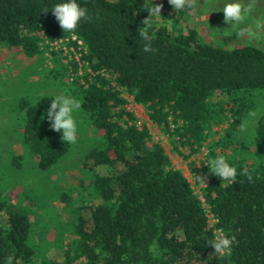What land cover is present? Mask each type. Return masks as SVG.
Listing matches in <instances>:
<instances>
[{
    "label": "trees",
    "instance_id": "1",
    "mask_svg": "<svg viewBox=\"0 0 264 264\" xmlns=\"http://www.w3.org/2000/svg\"><path fill=\"white\" fill-rule=\"evenodd\" d=\"M56 2L0 0V50L32 60L34 70L42 67L46 80L77 98L93 139L80 158L77 187L59 194L67 221L55 240H37L29 217L36 202L25 190L14 191L16 173L31 162L39 174H50L72 143L41 119L54 96L33 94L35 84L20 87L22 95L31 87V96L15 101L8 128L24 152L0 159V264L9 257L12 264H264V122L255 126L264 117V51L225 48L194 28L176 30L197 0L180 12L168 0H154L160 17L149 16L153 0H79L91 18L70 33L50 12ZM144 31L151 35L149 52L139 36ZM71 35L83 44L85 72L91 71L84 77L74 62L63 64L61 51L51 52L52 68L44 66L46 43ZM119 87L146 109L174 150L186 148L190 157L205 148L199 166L189 163L207 182L203 201L148 129L136 125ZM216 155L237 169L234 179L210 172L206 163ZM204 205L217 222L209 221ZM217 229L235 237L228 254L208 245ZM51 248L59 259L47 257Z\"/></svg>",
    "mask_w": 264,
    "mask_h": 264
},
{
    "label": "rangeland",
    "instance_id": "2",
    "mask_svg": "<svg viewBox=\"0 0 264 264\" xmlns=\"http://www.w3.org/2000/svg\"><path fill=\"white\" fill-rule=\"evenodd\" d=\"M247 2L253 5V12L245 19L246 31L242 36L238 35L237 29H230L225 24L223 13L217 12L219 8L215 6L217 0H197L195 10L185 17H179L175 28L184 32L194 28L205 41L225 48L251 45L264 51V0H247ZM207 25L218 33L222 32L223 35L219 39H211L208 35ZM62 62L65 63L63 60ZM34 66L32 60L26 59L19 52L0 50L1 160H6L10 151L17 154L24 152L17 135L8 130L9 127H12L15 118V101L21 96L23 97L24 93L28 94V97L31 96V91H29L31 87L28 89L29 92L25 90L23 95L20 87L23 88L25 83L30 86L35 84L32 89L33 94L52 96L65 94L71 96L56 82L44 78V74L48 73L46 70H43L42 67L34 70ZM44 66L48 69L52 68V65L48 66L46 63ZM86 72L85 68L81 66L78 69V76L84 77ZM120 94L127 100L125 108L134 115L136 125L139 128L146 127L148 129L151 141L157 142L163 147L172 166L183 173L195 194L203 201L201 192L206 181L204 180L205 184H203L191 173L189 163L193 161L196 166H199L200 162L204 160L205 148L190 157H187L189 151L186 148L178 146L177 150H174L169 137L149 121L146 109L131 102V98L122 89ZM75 118L78 125L76 141L72 143L70 154L61 160L50 174H39L34 168H31V162H23L19 173H16L19 176V183L15 186L14 191L19 193L25 190L30 195L31 200L36 202V205L32 204L31 206L33 212L29 213V217L32 235L39 241L51 242L55 240L59 226L67 221L69 209L65 203L59 200V194L61 191L71 192L77 187L82 176L80 158L85 149L92 143L93 131L91 127L82 126L79 111L75 114ZM260 122H264V117L260 121H256L255 126L259 127ZM226 127L227 122H224L219 127H213V131L219 133L221 129ZM214 138L216 139L217 135ZM204 207L206 209L205 205ZM60 256L59 251L55 248H51L47 252V257L52 259H59Z\"/></svg>",
    "mask_w": 264,
    "mask_h": 264
},
{
    "label": "clouds",
    "instance_id": "3",
    "mask_svg": "<svg viewBox=\"0 0 264 264\" xmlns=\"http://www.w3.org/2000/svg\"><path fill=\"white\" fill-rule=\"evenodd\" d=\"M172 9L178 12L182 10L191 9V0H168ZM219 8L224 16V22L230 29H237L238 35L245 34L246 25L245 19L253 12V5L248 3L247 0H217L215 5ZM160 5H155L153 0V7L148 12L149 16L160 17L161 12ZM45 13L49 10H45ZM50 12L58 22L59 27L64 32H74L77 26L84 20H88V10L81 5L79 0H58L51 6ZM147 23V19L144 21ZM208 28V35L211 39H219L223 33L217 32ZM139 36L146 41L143 45L144 51L149 52L152 50L151 35L148 31L139 32ZM80 101L72 96L59 94L54 96L48 109L41 119H47L50 128L61 134L62 141L68 143H74L78 134V125L75 118V114L80 110ZM250 116H254L255 113H250ZM210 172L222 179L231 180L236 177L237 169L228 162L224 155H216L210 161L206 163ZM198 179L204 183V178L198 176ZM214 223L217 221H213ZM235 241V237H229L223 233L222 230L217 229L214 238L211 239L208 245H211L215 254L223 255L228 254L232 250V245ZM7 264H12V257L8 258Z\"/></svg>",
    "mask_w": 264,
    "mask_h": 264
},
{
    "label": "built area",
    "instance_id": "4",
    "mask_svg": "<svg viewBox=\"0 0 264 264\" xmlns=\"http://www.w3.org/2000/svg\"><path fill=\"white\" fill-rule=\"evenodd\" d=\"M71 43H74L76 46L72 45ZM48 45V48L46 52L44 53L46 57V64L48 66L51 65L50 58H51V52L52 51H61L63 61L65 63H71L74 62L79 68L82 66H86V63L82 60V54H83V44L80 40H78L74 35H71L70 38L66 39H59L57 41L46 43ZM87 73H91V71L88 69L86 70ZM121 89L125 92L124 88L119 87L118 90L121 92ZM126 93V92H125ZM124 98V97H123ZM130 98V97H129ZM131 102L132 99H130ZM136 105V104H135ZM206 214L209 218L210 222H213L215 219L212 217V215L208 212L206 208Z\"/></svg>",
    "mask_w": 264,
    "mask_h": 264
},
{
    "label": "crops",
    "instance_id": "5",
    "mask_svg": "<svg viewBox=\"0 0 264 264\" xmlns=\"http://www.w3.org/2000/svg\"><path fill=\"white\" fill-rule=\"evenodd\" d=\"M207 183V182H206Z\"/></svg>",
    "mask_w": 264,
    "mask_h": 264
}]
</instances>
